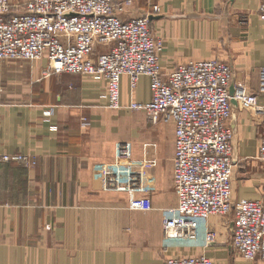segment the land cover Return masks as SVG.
<instances>
[{
    "label": "crops",
    "instance_id": "0c3cea01",
    "mask_svg": "<svg viewBox=\"0 0 264 264\" xmlns=\"http://www.w3.org/2000/svg\"><path fill=\"white\" fill-rule=\"evenodd\" d=\"M29 0H9L12 13ZM162 39L166 73L178 65L218 59L236 81L254 92L264 67L260 0H137L120 18L151 12ZM48 61H0V264H163L205 254L216 264H264L243 260L232 248V217L207 227L216 242L204 248V229L166 248L163 218L177 206L173 181L175 127L152 125L132 102L151 99L150 80L132 90L121 82L122 110H111L105 86L77 75H49ZM264 105V95L259 97ZM52 112L47 121L46 112ZM55 127L56 129H54ZM233 200H264L259 158L260 116L234 104ZM35 158L31 169L5 163L4 155ZM149 198V212L131 202Z\"/></svg>",
    "mask_w": 264,
    "mask_h": 264
},
{
    "label": "built area",
    "instance_id": "2783aa9c",
    "mask_svg": "<svg viewBox=\"0 0 264 264\" xmlns=\"http://www.w3.org/2000/svg\"><path fill=\"white\" fill-rule=\"evenodd\" d=\"M136 1L29 0L12 13L9 0H0V61L47 60L49 75H77L103 83L111 110L124 109V77L133 91L143 77L148 78L150 101L132 102L129 109L145 113L154 124L175 127L173 181L178 203L164 215V239L180 244L206 226L198 221L232 217L233 249L248 262H264V200H233L235 133L230 126L235 103L240 110L260 116L259 154L264 163V105L259 99L264 95V67L259 70L257 92L244 81H236L232 67L218 59L180 64L166 73L160 60L162 39L151 28L162 9L155 6L129 21L120 18ZM259 17L264 23V0H260ZM51 115V111L45 113L47 121ZM1 159L27 168L36 166L26 155ZM131 209L149 212L152 202L135 199ZM216 239L215 232L204 229L205 249ZM163 264L216 262L201 254L168 259Z\"/></svg>",
    "mask_w": 264,
    "mask_h": 264
},
{
    "label": "rangeland",
    "instance_id": "374dc122",
    "mask_svg": "<svg viewBox=\"0 0 264 264\" xmlns=\"http://www.w3.org/2000/svg\"><path fill=\"white\" fill-rule=\"evenodd\" d=\"M25 4H23V5H19L20 7H23ZM161 16V15H160ZM5 62H7V61H5ZM224 62V61H223ZM227 63V62H226ZM228 64V63H227ZM63 75V74H62ZM249 112V111H248ZM146 117H147V120L149 121V123H151L152 125H158V124H160V123H157V124H154L151 120H150V118L146 115ZM230 126H231V122H230ZM13 155H17V154H13ZM18 155H24V154H18ZM5 156V155H4ZM26 156H28L29 158L31 157L33 160H35V158L34 157H32V156H29V155H26ZM2 158V157H1ZM259 158H260V154H259ZM35 162H36V160H35ZM10 163H15V162H10ZM16 164H18V163H16ZM36 164H37V162H36ZM20 165H22V164H20ZM23 166V165H22ZM25 167V166H24ZM35 167V166H34ZM25 168H27V167H25ZM33 168V167H32ZM28 169V168H27ZM29 169H31V168H29ZM242 200V199H241ZM213 218H215V217H213ZM212 219V218H211ZM210 219V220H211ZM210 220L209 221H207V222H202V221H198V222H200V223H202V224H204V225H206V227H207V224H210ZM234 226V225H233ZM208 228V227H207ZM209 229V228H208ZM210 230V229H209ZM180 232H181V230H180ZM214 232V231H213ZM231 233H233V229H232V232ZM178 241V240H177ZM189 241V239L188 240H184V241H181L180 242V244H182V243H186V242H188ZM167 243V245H165V247L166 248H171V247H173L174 246V244H176L174 241H170V242H166ZM233 248V247H232ZM236 252V251H235ZM237 253V252H236ZM238 254V253H237ZM239 255V254H238ZM240 256V255H239ZM241 257V256H240ZM242 258V257H241ZM243 259V258H242ZM244 260V259H243Z\"/></svg>",
    "mask_w": 264,
    "mask_h": 264
}]
</instances>
